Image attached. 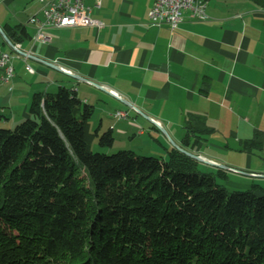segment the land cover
<instances>
[{
	"label": "trees",
	"instance_id": "obj_1",
	"mask_svg": "<svg viewBox=\"0 0 264 264\" xmlns=\"http://www.w3.org/2000/svg\"><path fill=\"white\" fill-rule=\"evenodd\" d=\"M4 31L32 39L24 24ZM93 114L60 86L0 126V264H264V192H229L175 147L169 159L94 152L115 137L92 129ZM192 132L186 147L201 142Z\"/></svg>",
	"mask_w": 264,
	"mask_h": 264
},
{
	"label": "crops",
	"instance_id": "obj_2",
	"mask_svg": "<svg viewBox=\"0 0 264 264\" xmlns=\"http://www.w3.org/2000/svg\"><path fill=\"white\" fill-rule=\"evenodd\" d=\"M209 1L206 21L192 19L187 12L172 30L151 24L153 0H101L99 6L96 0H85L99 26L48 29L47 43L19 42L21 58L0 34V48L14 56L9 81L0 68V126L14 127L26 120L35 93L66 86L94 107L91 126L100 134L115 131L107 115L123 112L127 124L139 127L142 136L148 132L167 153L173 147L167 149L164 135L155 128L160 127L152 121L167 132V140L214 162L202 146L221 137L218 131L224 124L239 129L248 124L244 137L235 131V140L245 151L257 147L264 154V10L249 0H230L222 9L211 7ZM27 9L14 18L0 12V26L24 24L33 37L36 27L30 19L42 17V4ZM28 64L33 73L26 69ZM98 111L99 120L94 117ZM190 129L192 141L201 139L195 147L183 142ZM258 132L261 142L247 144Z\"/></svg>",
	"mask_w": 264,
	"mask_h": 264
},
{
	"label": "rangeland",
	"instance_id": "obj_3",
	"mask_svg": "<svg viewBox=\"0 0 264 264\" xmlns=\"http://www.w3.org/2000/svg\"><path fill=\"white\" fill-rule=\"evenodd\" d=\"M228 1L230 0H210L209 4L213 8L217 7L219 9H222V7H225L226 2ZM39 6L40 3L35 0H15L14 2L10 3H7L5 0H0L1 16L6 18H14V16L17 15L18 12L25 10V8L27 7L28 9H37L39 8ZM238 10L242 9L240 8ZM25 73L26 72H24L23 69L21 72V76L25 75ZM27 75L29 74L27 73L26 76ZM54 92H57V90ZM5 111L6 113L9 112L7 110ZM112 116L107 115V121L108 123L110 122L111 124H113V127L115 128L114 144L111 147H104L101 146L98 142V139H96L92 146L94 152L114 154L122 150H132L140 156H155L158 158L169 159V155L164 147L158 144V142H156L148 134V132L146 133V135L142 136L138 133L140 130L139 127L133 128L134 126H131L132 124H127L128 122L125 121L127 119H124V121H122L115 116ZM94 117L95 119L99 120V111L96 112ZM246 125L242 124V127H245ZM232 126V124H224L222 127L223 129L218 131L221 137L217 135L216 137L209 139V141H207L202 146L203 152L206 156L214 159V162L226 166L227 169L194 159L196 161V169L200 173L213 174L216 177L218 184L223 186L229 192L247 191L250 190L252 186H256L255 189L257 193L260 194L264 192V154H262V152L259 151L257 147H251L250 150L245 151L244 147L235 140V137L233 135L237 134L238 132V135L240 134L244 137L246 135L245 132H248L250 127H240L239 129L237 128V126ZM155 128L157 129V133L162 134V136L164 135L163 139L166 140L163 141L165 142V144H168L166 145L167 149H171L172 147H174L169 137L168 141L165 137V133H163L160 128ZM95 130L96 129H94V131ZM224 136L226 138H224Z\"/></svg>",
	"mask_w": 264,
	"mask_h": 264
},
{
	"label": "built area",
	"instance_id": "obj_4",
	"mask_svg": "<svg viewBox=\"0 0 264 264\" xmlns=\"http://www.w3.org/2000/svg\"><path fill=\"white\" fill-rule=\"evenodd\" d=\"M42 4V17L37 15L30 19V24L36 27V32L32 37L34 43H47L50 37L46 33L52 28H74L100 25L98 21L91 17V7L85 4V0H36ZM97 6L101 0H96ZM208 1L206 0H153L150 10V21L153 26H169L170 29H177L184 21L185 14L199 21H206ZM15 57L21 58V44L14 45ZM14 56L0 48V68L5 71V81H9L14 76V66L12 64ZM26 69L34 72L28 64ZM116 118L127 119V113L117 112Z\"/></svg>",
	"mask_w": 264,
	"mask_h": 264
},
{
	"label": "water",
	"instance_id": "obj_5",
	"mask_svg": "<svg viewBox=\"0 0 264 264\" xmlns=\"http://www.w3.org/2000/svg\"><path fill=\"white\" fill-rule=\"evenodd\" d=\"M0 34H1L2 37L5 39V41H6V42H7L12 48H14V44H13V43L11 42V40L9 39V37H8L7 34L5 33V31H4V29H3L2 26H0ZM19 52H20L21 54L24 55V53H23L22 51H19ZM50 65H51L52 67H54V68H57V69H59V70H62L61 67H55V65H53V64H51V63H50ZM96 87H98V88L101 89L102 91H105V92H107L108 94H110V95H112V96H114V97L120 99V98L118 97L117 94L112 93L111 91H108L107 89H105V88L102 87L101 85L96 84ZM121 101L124 102L125 104H128L125 100H122V99H121ZM142 116H144V117H146L147 119H149L150 121H152V119L149 118L148 116H146L145 114H142ZM152 122L155 123V125H157L158 127H160L161 130L163 131V133H165V135L168 136L167 132H166L164 129H162V127H161L158 123H156L155 121H152ZM169 139H170V138H169ZM170 141H171V143L174 145V147H175L176 149H178L180 152L184 153L185 155H187V156H189V157H191V158H193V159H195V160H197V161H201V162L209 163V164H211V165H215V166H217V167H221V168H225V169H227V167L224 166V165H220L219 163H215V162H212V161L206 160V159L203 158L202 156L197 155L196 153H194V152H192V151H190V150H188V149L182 147L181 145L176 144L172 139H170ZM256 176H262V175H256Z\"/></svg>",
	"mask_w": 264,
	"mask_h": 264
}]
</instances>
